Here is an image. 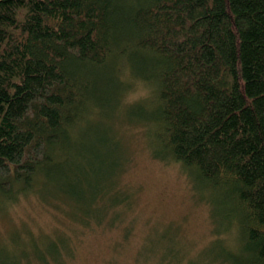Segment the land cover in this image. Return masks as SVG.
I'll list each match as a JSON object with an SVG mask.
<instances>
[{
	"label": "trees",
	"instance_id": "1",
	"mask_svg": "<svg viewBox=\"0 0 264 264\" xmlns=\"http://www.w3.org/2000/svg\"><path fill=\"white\" fill-rule=\"evenodd\" d=\"M126 78L150 91L118 108ZM99 117L148 127L152 155L180 163L227 222L214 261L264 264V0H0V207L72 203L76 237L103 200L130 209L125 144ZM23 231L0 264L74 258L69 237L31 252Z\"/></svg>",
	"mask_w": 264,
	"mask_h": 264
},
{
	"label": "rangeland",
	"instance_id": "2",
	"mask_svg": "<svg viewBox=\"0 0 264 264\" xmlns=\"http://www.w3.org/2000/svg\"><path fill=\"white\" fill-rule=\"evenodd\" d=\"M125 80L130 84L118 108L127 105L125 100L128 103L143 100L150 91L139 80ZM99 119L102 127L113 125L112 136L125 144L120 150L125 163L124 168L121 166L123 183H119V178L117 181L131 192V208L118 206L116 211L120 215L116 218L107 199L92 206L98 211L95 216L104 217L103 224L97 225L93 219L92 229L82 226L80 240L75 230L79 225L69 215L72 203H61L58 207L53 198L32 193L13 205L0 207V248L9 250L10 238L17 237L16 231L24 237L23 229H27L34 237L25 239L31 242V252L33 244L43 246L46 237H69L75 256L69 258L67 250L60 248L62 264H220L213 260V249L218 239L229 235L219 232L227 222L212 219V206L199 197V190L180 163L162 161L152 155L146 136L148 127L140 124L134 127L121 118ZM77 204L81 209L88 206ZM112 221L115 224L110 227Z\"/></svg>",
	"mask_w": 264,
	"mask_h": 264
},
{
	"label": "bare ground",
	"instance_id": "3",
	"mask_svg": "<svg viewBox=\"0 0 264 264\" xmlns=\"http://www.w3.org/2000/svg\"><path fill=\"white\" fill-rule=\"evenodd\" d=\"M223 235V234H222Z\"/></svg>",
	"mask_w": 264,
	"mask_h": 264
}]
</instances>
